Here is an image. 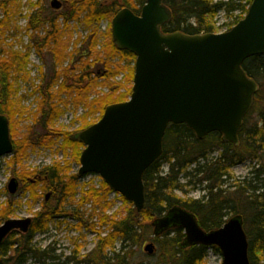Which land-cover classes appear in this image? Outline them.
I'll list each match as a JSON object with an SVG mask.
<instances>
[{
  "label": "trees",
  "instance_id": "trees-1",
  "mask_svg": "<svg viewBox=\"0 0 264 264\" xmlns=\"http://www.w3.org/2000/svg\"><path fill=\"white\" fill-rule=\"evenodd\" d=\"M63 1L64 3L70 2L68 11L55 16L49 14L46 17L35 10L30 13L28 22L31 28L36 29L46 22L50 23L46 34L33 40V45L40 54L49 51L55 63L70 59L71 64L77 57L74 54L79 55L77 66L64 67L63 80L58 90H55V86L58 85L59 72L55 73L45 85L36 89L43 96L37 117L43 116L49 123L60 116L61 109L57 101L65 92L75 93L74 100L77 104L82 102L89 104L87 96L96 84V79H107L115 71L122 69L119 64H111L110 59L115 54L119 53L134 64L131 67L130 79L132 81L135 74L136 55L127 50H120L111 38L112 31H109V39L102 51L96 49L97 34L94 29L83 39L80 38V48L68 53L66 47L69 42H66L64 38L68 22L82 16L85 25L90 27L103 18H109L112 21L114 15L124 7L140 13L145 3V0ZM165 2L171 8L173 18L162 26L164 32L180 30L189 34H198L217 32L213 19L220 11H224L228 16H234L229 29L232 28L233 24H236L248 12L253 0H165ZM17 6L18 0H0V12L3 14L2 18L0 17V113L9 119L14 145V156L11 158V163L12 165L22 163L26 148L30 145L37 141L52 143L57 136L64 137L60 147L65 151L68 148L74 149L79 159L83 150L80 148L84 144L72 137L75 132L64 131L62 127H47L45 135L40 136L37 141L30 133L21 139L16 136L13 121L15 115L19 113V101H15L17 83L14 81L20 77L27 80V67L30 63L28 50L24 52L15 49L12 44L5 43L4 34L10 29V14L18 11L19 6ZM236 11H239L237 15L234 14ZM60 16L63 17L64 28L58 23ZM89 57L96 59V62H90ZM95 66L98 67L94 70ZM243 67L248 75L258 82L259 91L255 95L251 110L244 118L239 132L240 144L235 145L225 141L219 132H212L201 139L186 124H169L164 137L163 153L143 176L146 196L144 208L138 211L131 206L129 212L121 217L116 212L112 215L105 214L110 207L106 199L96 204L103 212L100 225L109 226L110 230L105 236L99 237L96 248L83 259H77L75 253L68 258V261L75 264L80 262L125 264L127 253L117 252L114 257H108L107 248L113 246L119 237L124 239L125 247H127L126 242L131 244L142 242L150 235L149 230L141 231L145 226L142 222L148 221L150 225L146 226L151 227V222L156 217L163 215L170 207L179 205L194 212L205 229L221 227L226 222L225 217L229 214H242L249 239L250 263L264 264V54L247 58ZM131 93L132 87L129 88L127 95L116 97L107 95L92 103L98 104L102 116L107 105L126 101ZM95 122L77 131L84 130ZM214 151H219V156L208 160V155ZM255 159H261L258 167L256 164L253 165L243 179L230 182L233 179L229 172L232 165ZM164 163L168 164L167 172H163ZM14 174L22 182L24 192L30 193L33 202L39 198L44 199L41 209L33 215V222L28 232L15 230L6 237L0 248V264H27L30 258H35L38 264H47V260H56L58 256L54 255L55 249L51 246L38 247L34 242L35 234L47 232L49 222L61 216L72 215L79 220L80 225H83L84 213L79 211L80 206L85 203V200L89 201L91 198L99 202L100 199L105 198L104 194L102 189L91 187L84 192L78 207L68 211L64 208L66 204L64 202L73 198L77 193L78 175L69 174L68 168L63 163L54 162L43 168L32 170L24 167L16 170ZM181 174L187 178L185 184L180 182ZM254 182L257 184H253ZM197 183H206V196L198 199H182L174 193L177 189L183 190L186 184ZM227 183L229 185L223 188L222 186ZM103 189L112 191L105 182H103ZM48 193L50 195L46 199ZM52 198H55L56 202H52ZM15 204L9 199L6 204L0 206V224L3 220L11 218L15 212ZM184 236L183 229L177 227L168 230L160 237H154L157 244L155 252L157 260L154 263L139 264H201L207 256L209 247L193 245L184 248L181 246ZM213 247L219 250L218 247Z\"/></svg>",
  "mask_w": 264,
  "mask_h": 264
},
{
  "label": "water",
  "instance_id": "water-1",
  "mask_svg": "<svg viewBox=\"0 0 264 264\" xmlns=\"http://www.w3.org/2000/svg\"><path fill=\"white\" fill-rule=\"evenodd\" d=\"M51 5L59 9L62 2L52 0ZM172 18L164 0H145L140 14L129 7L115 14L114 43L137 57L132 94L127 101L109 104L99 121L72 136L85 145L79 176L99 174L137 210L145 205L144 172L163 153L170 123L186 124L201 139L217 131L225 141L239 145V131L259 91L243 63L264 54V0H253L247 15L225 32H164L163 24ZM13 150L8 117L0 114V156ZM18 188L19 180L13 177L8 189L16 193ZM32 220L10 218L2 223L0 247L12 231L27 232ZM153 226L156 235L182 227L184 248L218 246L222 264H250L240 214L220 228L205 230L194 213L174 206ZM153 249V243L145 246L150 253Z\"/></svg>",
  "mask_w": 264,
  "mask_h": 264
},
{
  "label": "rangeland",
  "instance_id": "rangeland-1",
  "mask_svg": "<svg viewBox=\"0 0 264 264\" xmlns=\"http://www.w3.org/2000/svg\"><path fill=\"white\" fill-rule=\"evenodd\" d=\"M60 1L62 2L61 8L55 9L51 6L52 0H18V11L14 14H10V29L4 34L5 43L12 44L15 49L24 52L28 50L30 61L29 66L27 67V80H24L19 76L20 78H17L18 80L14 81L17 83L15 87V101H19V113L15 115L13 123L18 139H21L26 134L30 133L32 138L37 141L40 136L43 137L45 135L46 129L49 126L62 127L64 131L74 133L81 127L95 122L100 118L102 113L98 108V104H93V101L98 98L107 97V95L115 97L127 95L129 88L133 86V81L130 79V76L131 67L134 64L117 53L110 59V61L111 64H119L122 69L120 71H115L114 74L110 77L108 76L107 79H96V84L87 96L89 104L85 102L77 104L74 100L76 94L65 92L60 96L59 101L56 99L61 109L60 116L53 119L50 123L49 121H46L43 116L37 117L40 113L39 104L43 96L40 92H37L36 89L41 85H45L55 73L57 74L59 72L60 77L58 85L55 86V90H58L59 85L63 80L64 74L62 71H64V67L77 66L79 64L78 54H74V56L77 57L76 59H73L74 62L72 64L70 59L55 63L53 56L49 51L40 54L33 45V40L46 34L50 23L46 22L45 24L40 25L37 29L31 28L28 25L30 13L38 10L42 15L48 17L49 14L55 16L58 13L68 11L70 8V2L64 3L63 0ZM238 13L239 11H236L234 14L237 15ZM2 16L3 14L0 12V17L2 18ZM233 21L234 16H228L224 11H220L213 19L217 32L226 30V28L231 26ZM58 23L64 28L65 23L62 16L58 18ZM67 25L66 33L64 32V38L66 39V42H69L66 47L68 53L80 48V38L83 39L94 29L97 34L96 49L102 51L109 39V31H112L110 30L112 29V21L109 18H103L89 27L85 25L82 16H80L78 19L70 20ZM111 38L113 39V35ZM88 59L90 62H96V59L94 58L89 57ZM96 67L98 66H95L94 70ZM53 140L54 142L52 143L37 141L27 147L24 161L19 165H12L11 158L14 156L13 153L0 157V206L6 204V201L9 199L16 203L15 212L12 214L11 218L33 217L34 213L41 209L44 198H39L33 202L30 193L24 192L22 189V182L19 181L20 183L17 193H10L8 190L10 179L12 177H17L14 172L24 167L32 170L33 168H43L54 162H61L68 168L69 174H77V193L73 198L64 202L66 203L64 208L68 211L78 207L80 199L84 196V192L89 188L95 187L102 189L105 198L100 199L99 202H96L91 198L89 201L85 200V203L80 206L79 211L84 213L85 222L83 225H80L79 220L72 215L69 217L61 216L62 218H56L49 222V230L47 232H37L35 234L34 242L38 247L46 248L51 246L55 249L54 255L58 256V259L56 260H47V264H75L72 261H68L70 256H73L76 253L77 259H83L96 248L99 237L105 236L110 230L109 226L100 225V217L103 215V212L100 207L96 206V204L102 203V201L106 199L108 204H110V207L105 214L112 215L116 212V214L121 217L125 216L129 212L131 206L134 207V205H131L130 203L132 202L126 200L124 196L114 190L105 191V189H103L104 180L99 174L89 173L79 176L78 171L81 164L80 158L78 159L76 157V151L72 148H68V150L65 151L60 147L63 143L64 137L57 136ZM80 149H84V146ZM218 156L219 151H214L208 155V160H212ZM260 163L261 159H255L253 161L246 160L232 165L229 168V172L233 176V179L230 182L243 179L253 165L256 164V167H258ZM162 169L163 172H167L168 164L164 163ZM180 178V182L185 184L187 178L182 174L180 175ZM253 184L257 183L254 182ZM228 185L229 183L224 184L222 187L226 188ZM205 186L206 183L186 184L183 190L177 189L174 193L182 199H198L206 196L207 191ZM52 202H56L55 198H52ZM231 215L232 214L227 215L225 219ZM2 222H4V220ZM142 225H145L143 230L141 229L142 232L150 231V235L146 239L142 240L140 243L131 244L130 242H126L127 247H125L124 239L119 237L114 242L113 246L107 248L106 252L108 253V257H114L115 253L120 252L121 254L127 253L125 264L154 263L157 260L155 254L157 251V244L154 241L153 228L152 226H146L150 225L148 221L142 222ZM149 243L154 244V249L151 253L145 250V245ZM222 261L223 255L220 250H216L214 247H209L207 250V256L201 264H222ZM27 264L38 263L35 258H30ZM79 264L86 263L80 262Z\"/></svg>",
  "mask_w": 264,
  "mask_h": 264
}]
</instances>
